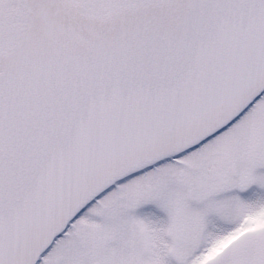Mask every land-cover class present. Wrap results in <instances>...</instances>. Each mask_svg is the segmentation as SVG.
I'll use <instances>...</instances> for the list:
<instances>
[{
	"label": "snow or ice",
	"instance_id": "obj_1",
	"mask_svg": "<svg viewBox=\"0 0 264 264\" xmlns=\"http://www.w3.org/2000/svg\"><path fill=\"white\" fill-rule=\"evenodd\" d=\"M0 264H264V0H0Z\"/></svg>",
	"mask_w": 264,
	"mask_h": 264
}]
</instances>
